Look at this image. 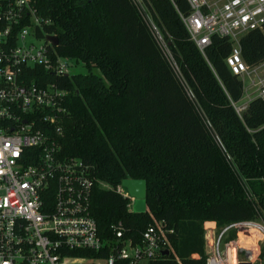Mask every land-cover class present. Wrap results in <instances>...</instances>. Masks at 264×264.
Segmentation results:
<instances>
[{
	"label": "trees",
	"instance_id": "trees-1",
	"mask_svg": "<svg viewBox=\"0 0 264 264\" xmlns=\"http://www.w3.org/2000/svg\"><path fill=\"white\" fill-rule=\"evenodd\" d=\"M147 1L194 101L129 0H33L57 54L85 68L43 75L68 91L54 140L61 157L81 160L110 187L95 182L90 195L100 238L111 239L120 221L138 241L151 215L172 232L168 254L146 264H204L205 221L264 223V100L238 116L229 99H239L241 83L223 62L228 41L212 35L203 57L177 14L186 0ZM239 49L249 65L263 58L264 27L242 35ZM125 178L144 181L143 212H130L115 191ZM258 256L264 264L263 250Z\"/></svg>",
	"mask_w": 264,
	"mask_h": 264
},
{
	"label": "built area",
	"instance_id": "built-area-1",
	"mask_svg": "<svg viewBox=\"0 0 264 264\" xmlns=\"http://www.w3.org/2000/svg\"><path fill=\"white\" fill-rule=\"evenodd\" d=\"M129 2L194 101L149 2ZM186 2L188 11L177 14L203 57L212 35L229 43L223 62L241 83L239 99L246 97L241 103L239 99H229V103L240 116L251 99L264 100V57L249 65L239 49L242 35L263 31L264 0ZM48 23L36 13L33 0H0V264H146L160 257L161 250L169 251L171 228L150 215L151 222L138 241L124 236L120 221L111 224V239L100 238L90 213V195L95 182L110 187L95 181L81 160L59 154L54 136L60 131L59 114L64 112L62 102L68 91L43 75L69 77L80 62L57 54L56 45L47 39L52 34L43 31ZM115 191L127 200L126 208L132 212L133 199L120 184ZM215 228L213 224L206 228L211 234L204 233L209 240L204 264L247 262L248 250L236 244L237 233L254 230L264 234L255 220L232 222L217 232ZM228 230L234 238L225 240ZM72 251L84 253L73 255Z\"/></svg>",
	"mask_w": 264,
	"mask_h": 264
},
{
	"label": "rangeland",
	"instance_id": "rangeland-1",
	"mask_svg": "<svg viewBox=\"0 0 264 264\" xmlns=\"http://www.w3.org/2000/svg\"><path fill=\"white\" fill-rule=\"evenodd\" d=\"M71 72L72 73H78V72H85V68L83 67V65L81 63H78L75 65V67H73L71 69ZM244 100H246V97L245 96H242L240 99H239V103L243 102ZM101 188L103 189H106L107 187L106 186H102V185H99ZM123 188V190L126 191V189L121 186ZM127 192V191H126ZM150 218V217H149ZM255 221L259 224H261L264 228V223L262 221H260L259 219H255ZM151 222V218H150V221ZM148 222V223H149ZM214 223V222H213ZM215 226V224H214ZM203 227L205 229L204 233L206 235L207 232H209L211 234V230L209 229H206V228H209V227H212L209 226L207 227L204 223H203ZM216 227V226H215ZM209 230V231H208ZM216 232L219 230L218 228H215ZM248 233V232H247ZM246 231H244L243 234H241V232H238L237 235H236V244H238L239 246H242L244 248H247V253L249 254V257H247L246 261L249 262V264H262L261 263V260L259 258V252L260 250H263L264 252V237H262V235L264 234H261L260 232H256L254 230L250 231L249 234H247ZM229 234V230L224 234L225 236V240H227V236ZM245 234H247L245 236ZM260 238V241L257 242V240ZM205 239V244L208 243V237L204 238ZM207 242V243H206ZM208 246V245H206ZM206 249V253L207 251L209 250L208 247L205 248Z\"/></svg>",
	"mask_w": 264,
	"mask_h": 264
},
{
	"label": "water",
	"instance_id": "water-1",
	"mask_svg": "<svg viewBox=\"0 0 264 264\" xmlns=\"http://www.w3.org/2000/svg\"><path fill=\"white\" fill-rule=\"evenodd\" d=\"M47 39L53 44L56 45L57 38L53 35H48ZM123 186L125 190L121 187ZM120 188L129 196L132 200V212L138 213L143 212L145 210L144 205V193H145V184L143 180L140 179H131V178H125L122 179L120 182ZM161 255H167L168 250L163 249L160 251ZM241 264H249V262H244Z\"/></svg>",
	"mask_w": 264,
	"mask_h": 264
},
{
	"label": "crops",
	"instance_id": "crops-1",
	"mask_svg": "<svg viewBox=\"0 0 264 264\" xmlns=\"http://www.w3.org/2000/svg\"><path fill=\"white\" fill-rule=\"evenodd\" d=\"M204 224L209 227L211 225H213L214 223L212 221H205Z\"/></svg>",
	"mask_w": 264,
	"mask_h": 264
},
{
	"label": "bare ground",
	"instance_id": "bare-ground-1",
	"mask_svg": "<svg viewBox=\"0 0 264 264\" xmlns=\"http://www.w3.org/2000/svg\"><path fill=\"white\" fill-rule=\"evenodd\" d=\"M252 231V230H251ZM227 254H228V258H230V256L232 255V252H231V250H227Z\"/></svg>",
	"mask_w": 264,
	"mask_h": 264
}]
</instances>
